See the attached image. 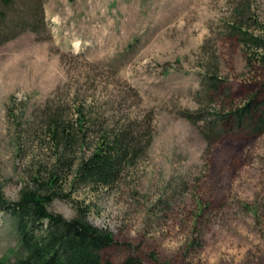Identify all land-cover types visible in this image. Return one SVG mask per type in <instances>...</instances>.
I'll list each match as a JSON object with an SVG mask.
<instances>
[{
  "label": "rangeland",
  "instance_id": "rangeland-1",
  "mask_svg": "<svg viewBox=\"0 0 264 264\" xmlns=\"http://www.w3.org/2000/svg\"><path fill=\"white\" fill-rule=\"evenodd\" d=\"M7 16L2 39L14 33L0 42L7 200L57 169L63 197L48 208L68 218L86 211L112 231L105 258L264 264V129L222 117L250 97L264 99V49L247 47L233 26L238 20L261 34L264 0H18ZM215 70L216 86L208 75ZM52 117L74 123L85 145L58 150L48 134ZM121 128L138 148L134 161L111 185L78 182L69 163L93 150L102 131ZM21 250L16 218L0 206V260L13 263Z\"/></svg>",
  "mask_w": 264,
  "mask_h": 264
},
{
  "label": "trees",
  "instance_id": "trees-1",
  "mask_svg": "<svg viewBox=\"0 0 264 264\" xmlns=\"http://www.w3.org/2000/svg\"><path fill=\"white\" fill-rule=\"evenodd\" d=\"M17 1L0 0V42L14 37L13 33L2 39L8 8H12ZM235 22L233 26L242 43L250 48L264 49V21L259 24L261 34L249 30L250 26H245L244 22ZM261 59L264 65V53ZM208 75L211 77L210 84H220L217 70L213 74L208 72ZM85 117L79 109L77 129L82 132L85 131ZM222 117L229 121L236 119L238 126L248 118L250 127L259 133L264 129V99L258 101L256 96L250 97ZM255 119L257 122H254ZM48 134L63 153L76 145H85V136L76 135L74 123L63 122L58 117H52L49 121ZM134 144L132 133L127 129L104 130L94 149L78 162L73 159L68 166L77 165L76 177L80 183L111 185L123 172L124 163L136 158L138 148ZM59 175V171L54 169L43 181L39 177L34 178L33 185L24 187L18 199L13 201L7 200L0 190V206L11 211L16 218L22 246L15 262L0 260V264H146L137 256H129L119 262L105 258L102 252L114 243L115 236L109 229L91 223L86 211L68 218L48 208L51 200L63 197L59 192Z\"/></svg>",
  "mask_w": 264,
  "mask_h": 264
}]
</instances>
